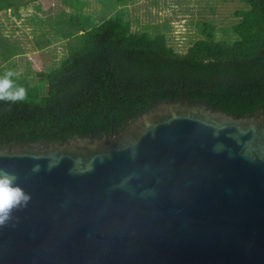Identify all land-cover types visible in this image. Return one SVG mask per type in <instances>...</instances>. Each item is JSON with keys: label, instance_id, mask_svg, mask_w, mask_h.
I'll return each instance as SVG.
<instances>
[{"label": "water", "instance_id": "obj_1", "mask_svg": "<svg viewBox=\"0 0 264 264\" xmlns=\"http://www.w3.org/2000/svg\"><path fill=\"white\" fill-rule=\"evenodd\" d=\"M0 167L31 195L0 264H264V111L161 103L115 136L0 148Z\"/></svg>", "mask_w": 264, "mask_h": 264}, {"label": "trees", "instance_id": "obj_2", "mask_svg": "<svg viewBox=\"0 0 264 264\" xmlns=\"http://www.w3.org/2000/svg\"><path fill=\"white\" fill-rule=\"evenodd\" d=\"M241 1L232 29L240 49L217 40L212 21H199L180 52L165 33L144 32L132 44L114 17L95 23L71 14L60 22L69 27L61 34L67 55L39 79L47 94L19 78L27 100L0 101V148L115 136L161 103L206 105L238 118L264 111V0ZM21 5L0 0V11L17 14Z\"/></svg>", "mask_w": 264, "mask_h": 264}, {"label": "rangeland", "instance_id": "obj_3", "mask_svg": "<svg viewBox=\"0 0 264 264\" xmlns=\"http://www.w3.org/2000/svg\"><path fill=\"white\" fill-rule=\"evenodd\" d=\"M82 1H85L88 6L82 12L94 14L95 16L92 15V17H95V20L99 23L102 21L101 17L103 16H106L105 18H116L121 26L123 37L132 44H138V35L144 32L150 34L165 33L169 45L177 48L180 52H184L189 41L198 34L197 23L199 21H212L216 27L215 38L217 40H227L229 49H240L238 37L232 29L236 23L234 13L244 8L241 0H105L104 3H101L100 0ZM94 3L97 6L96 8L93 7ZM93 8L96 11L91 12ZM25 17L21 19L10 17L9 21H3L7 24L5 30L1 27L0 29H3L2 33L4 34L10 35V33H13L19 39L21 36L19 42L21 43L23 40L24 44H35L34 39L38 43L49 41L46 55L49 56L50 62L47 60L42 67L41 71L44 72L46 69L48 70V65H57L65 57V46L60 44L61 37H53V34L49 33L50 29L45 22L48 18L43 21L46 23V25H43V27L45 26L44 29L41 27L38 28V31H35L29 28V22H33V19L28 17L27 21H24ZM24 22L25 24H23ZM12 45L19 48V44L15 42H12ZM3 56L5 58L8 54L4 53ZM14 59L18 62L22 60L19 66L24 63L23 61H30L34 68H37L36 65L39 64L36 53L31 54V52L22 51L18 53V58L15 57ZM5 66L11 68V65ZM27 67L28 69L24 68V71L30 70V66L27 65ZM24 81L30 86L37 87L41 97L47 94L46 84L39 79H24Z\"/></svg>", "mask_w": 264, "mask_h": 264}, {"label": "crops", "instance_id": "obj_4", "mask_svg": "<svg viewBox=\"0 0 264 264\" xmlns=\"http://www.w3.org/2000/svg\"><path fill=\"white\" fill-rule=\"evenodd\" d=\"M105 0H100V2L104 3ZM87 5L85 4V1L82 0H23V5L20 6V11L18 10L17 14H13V12L9 10H3L0 11V27L5 30L7 27V24L3 21H9V18H24V21H27V18L33 19V22H29V28L35 31H38L43 25H46L50 29L49 33L53 34V37H61L60 44L65 46L66 54L67 55V45H68V40L64 39L62 37V30H69V27L63 26L60 22L68 19L71 14H76L79 13L84 16H90L95 23H99L97 20H95L94 14L91 13H83L82 11L87 9ZM93 7H97L96 4L94 3ZM99 10V9H97ZM92 11H96V9H92ZM117 14V13H116ZM8 18H7V17ZM5 17V19H3ZM48 18L45 22L44 19ZM102 18V17H101ZM51 20V21H50ZM25 24V22L23 23ZM24 26V25H23ZM45 27V26H44ZM43 27V29H44ZM39 28V29H38ZM47 28V29H48ZM3 29H0V51L1 53H7L8 56L3 58V54H1L0 57V70H16L21 73L20 77L21 79H40L43 75L44 72L41 71L42 67L46 63V61L49 60V56L46 55L47 49L49 46H47L49 41L47 42H42L38 43L36 39H34V43L32 45L24 44V41L20 43L19 41L21 40L17 37V35H14L13 33L9 34H4L2 33ZM15 31V30H13ZM51 31V32H50ZM31 33V32H30ZM35 33V32H34ZM48 34V33H47ZM50 35V34H49ZM50 40V38H49ZM57 40V39H55ZM12 42H15L16 44H19V48H16L12 45ZM51 48V46H50ZM21 49V51H20ZM13 51V52H12ZM31 52L36 53L37 57L39 58L37 61H39V64L36 65L37 68H34V65L31 64L30 61H23L24 63L19 66L22 62H18L15 57L18 58V53L20 52ZM11 55V56H10ZM14 59V60H13ZM62 59V58H61ZM26 60V59H25ZM5 65H11V68H7ZM27 65L30 66V70L24 71V68L28 69ZM53 66H47L48 69H50ZM39 68V69H38ZM47 70V69H46ZM24 82V80H21ZM43 83V82H42Z\"/></svg>", "mask_w": 264, "mask_h": 264}, {"label": "clouds", "instance_id": "obj_5", "mask_svg": "<svg viewBox=\"0 0 264 264\" xmlns=\"http://www.w3.org/2000/svg\"><path fill=\"white\" fill-rule=\"evenodd\" d=\"M21 73L8 69L0 73V101L17 103L26 101L28 91L25 87L17 83ZM217 137L218 133H213ZM213 152L224 151L221 144L213 146ZM231 156V153L229 154ZM52 165L47 167L51 171ZM43 170L40 163H35L32 167L33 173ZM31 200V195L19 183V177L15 171L0 167V228L9 226L14 220L13 214L27 207ZM14 227L15 225L12 224Z\"/></svg>", "mask_w": 264, "mask_h": 264}]
</instances>
